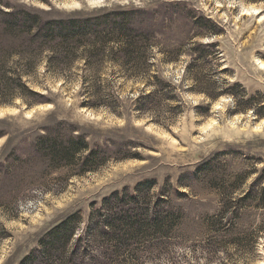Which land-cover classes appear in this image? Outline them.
<instances>
[{"label":"rangeland","instance_id":"374dc122","mask_svg":"<svg viewBox=\"0 0 264 264\" xmlns=\"http://www.w3.org/2000/svg\"><path fill=\"white\" fill-rule=\"evenodd\" d=\"M17 8L42 19L147 11L148 75L166 84L109 58L86 65L83 45L69 52L0 16V264H19L67 216L84 230L106 197L138 185L171 222L142 229L111 264H264V0H0ZM71 136L89 149L51 156ZM90 149L105 156L94 168ZM245 233L253 240L232 243Z\"/></svg>","mask_w":264,"mask_h":264},{"label":"trees","instance_id":"16d2710c","mask_svg":"<svg viewBox=\"0 0 264 264\" xmlns=\"http://www.w3.org/2000/svg\"><path fill=\"white\" fill-rule=\"evenodd\" d=\"M146 13L149 14L140 9H114L88 16L42 19L38 13L23 8L0 9L1 18L10 28L33 30V37L40 40L57 39L60 45L68 46L69 52L83 45L86 65L94 64V60L96 63L109 58L128 67L130 74L141 76L146 73L145 82L155 88L156 84L159 86L166 83L155 74L148 75L152 62L145 57V46L150 30L138 23V18ZM109 42H113V45L108 46ZM151 77L156 84L149 79ZM154 93L151 91L140 95L137 98L138 108H146ZM49 140L51 138L47 135L43 144H48ZM63 145H51V156L70 161L75 159L76 153L89 149L88 143L81 136L69 138L67 144ZM103 158L105 156L100 151L90 149L84 156L83 165L94 168L92 164L102 162ZM141 187L142 185H138L132 192L123 190L106 197L91 211L89 223L84 230L78 231L74 215L65 217L43 234L38 246L28 252L19 264H111L117 255H122L124 250L129 251L125 248H128L129 242L142 229L155 234L165 232L163 226L171 222L172 213L161 209L156 201L152 202ZM252 189L253 186L241 197L243 203L249 198L256 200V197H252ZM258 200L264 207V188ZM237 209L238 207H231L234 216L233 219L227 218L224 224L226 232H231L236 227L235 217L239 216ZM225 213V210L220 212L221 221L225 218ZM242 236L235 237L232 243L241 245L244 241L253 240V233ZM104 240L110 242L105 243L106 245L112 246L100 244L99 241Z\"/></svg>","mask_w":264,"mask_h":264},{"label":"bare ground","instance_id":"6f19581e","mask_svg":"<svg viewBox=\"0 0 264 264\" xmlns=\"http://www.w3.org/2000/svg\"><path fill=\"white\" fill-rule=\"evenodd\" d=\"M260 66L264 67V62L263 61H260Z\"/></svg>","mask_w":264,"mask_h":264}]
</instances>
